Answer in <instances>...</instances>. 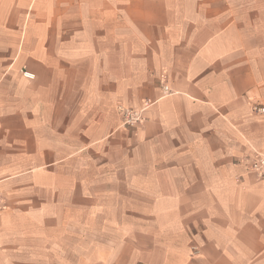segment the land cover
Listing matches in <instances>:
<instances>
[{
	"label": "crops",
	"instance_id": "0c3cea01",
	"mask_svg": "<svg viewBox=\"0 0 264 264\" xmlns=\"http://www.w3.org/2000/svg\"><path fill=\"white\" fill-rule=\"evenodd\" d=\"M256 103L264 0H0V264H264Z\"/></svg>",
	"mask_w": 264,
	"mask_h": 264
},
{
	"label": "built area",
	"instance_id": "2783aa9c",
	"mask_svg": "<svg viewBox=\"0 0 264 264\" xmlns=\"http://www.w3.org/2000/svg\"><path fill=\"white\" fill-rule=\"evenodd\" d=\"M26 74L29 76L32 75L29 72H26ZM164 90L167 93L172 92V90L166 83L164 84ZM118 110L123 117L124 124L133 125L142 121L143 119V110H135L125 107L123 105H119ZM253 110L255 111V113L264 116V103H256L253 106ZM251 169L257 176L264 177V145L261 149L255 152V157L254 160L252 161ZM3 202H4V198L0 190V209L3 207Z\"/></svg>",
	"mask_w": 264,
	"mask_h": 264
},
{
	"label": "rangeland",
	"instance_id": "374dc122",
	"mask_svg": "<svg viewBox=\"0 0 264 264\" xmlns=\"http://www.w3.org/2000/svg\"><path fill=\"white\" fill-rule=\"evenodd\" d=\"M25 73H26V72H25ZM119 105H120V104H119ZM119 105H118V106H119ZM118 106H117V109H118ZM118 111H119V110H118ZM121 116H122V115H121ZM142 120H143V119H142ZM140 122H141V121H140ZM138 123H139V122H138ZM122 124H124V123H123V117H122ZM136 124H137V123H136ZM124 125H130V124H124ZM133 125H135V124H133ZM130 126H132V125H130Z\"/></svg>",
	"mask_w": 264,
	"mask_h": 264
}]
</instances>
